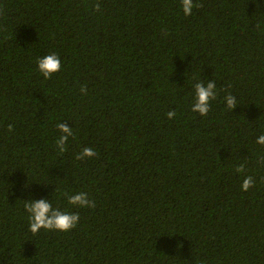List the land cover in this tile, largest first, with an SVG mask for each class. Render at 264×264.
Returning <instances> with one entry per match:
<instances>
[{
    "label": "trees",
    "instance_id": "16d2710c",
    "mask_svg": "<svg viewBox=\"0 0 264 264\" xmlns=\"http://www.w3.org/2000/svg\"><path fill=\"white\" fill-rule=\"evenodd\" d=\"M194 3L0 0V264H264V0ZM81 192L95 208L64 195ZM41 199L77 227L33 235L24 201Z\"/></svg>",
    "mask_w": 264,
    "mask_h": 264
},
{
    "label": "clouds",
    "instance_id": "9594fccd",
    "mask_svg": "<svg viewBox=\"0 0 264 264\" xmlns=\"http://www.w3.org/2000/svg\"><path fill=\"white\" fill-rule=\"evenodd\" d=\"M182 10L185 16H191L193 9L202 7L194 3V0H181ZM95 11H101V5L96 3L93 5ZM3 13L0 12V15ZM38 69L41 75L47 80L51 79L55 74L61 71V60L57 54H48L42 58H38L36 61ZM195 98L192 104L191 110L194 113H198L201 116H207L211 109V102L217 97L216 83L214 80L209 81L206 85L203 82H198L194 85ZM81 92L87 94V87L82 86ZM226 106L230 110H235L237 101L236 97L229 94L225 96ZM176 116L175 111H169L167 113L168 119H173ZM57 129L60 133L56 140V147L60 153L67 151L66 144L69 137L73 136V129L65 123L57 124ZM8 131H13V126L8 125ZM256 143L264 146V135L257 138ZM97 153L92 148H84L82 152L76 155L77 160H84L86 158H93ZM236 172L244 173L245 166L242 164L236 168ZM254 187V179L252 176H247L243 179L241 188L242 191L247 192ZM67 196L68 203L72 206L79 208H95V202L88 198L86 193H77L75 195L64 194ZM25 211L28 213L29 230L33 235L38 234L41 230L58 231L67 233L77 227L80 216L78 213H69L67 211H61L60 209H53L50 201L46 199L24 201Z\"/></svg>",
    "mask_w": 264,
    "mask_h": 264
}]
</instances>
